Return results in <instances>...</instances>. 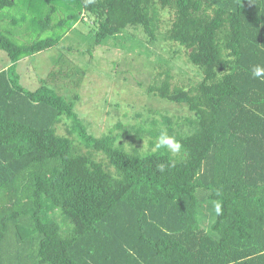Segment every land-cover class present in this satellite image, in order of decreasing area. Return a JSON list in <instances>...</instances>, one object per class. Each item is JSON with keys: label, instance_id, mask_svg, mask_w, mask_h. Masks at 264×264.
I'll list each match as a JSON object with an SVG mask.
<instances>
[{"label": "trees", "instance_id": "1", "mask_svg": "<svg viewBox=\"0 0 264 264\" xmlns=\"http://www.w3.org/2000/svg\"><path fill=\"white\" fill-rule=\"evenodd\" d=\"M0 25V264H264V0H0ZM79 25L88 50L65 45ZM127 38L184 51L188 84L166 70L147 94L186 113L98 137L50 79ZM57 47L26 89L19 63ZM162 127L180 153L156 148Z\"/></svg>", "mask_w": 264, "mask_h": 264}, {"label": "rangeland", "instance_id": "2", "mask_svg": "<svg viewBox=\"0 0 264 264\" xmlns=\"http://www.w3.org/2000/svg\"><path fill=\"white\" fill-rule=\"evenodd\" d=\"M164 21L165 25L161 34H164L168 28L169 15ZM77 31L68 35L65 45L74 48L82 46L84 50H88L91 42L88 46L86 41L90 38L85 35L91 31L90 26L79 25ZM134 34L142 37L141 32L137 31ZM19 38L21 41L27 40ZM125 38V36L122 37V39ZM128 38L122 40L119 46L116 42L109 41L106 46L93 50V55H89L88 52L87 55H83L76 50L72 51L67 58L65 70L72 72V75L78 72V78L76 80L57 79L56 82L50 79L61 93L71 97L79 96L78 112L89 124L94 135L98 137L110 131H117L116 127L119 123L134 126L145 122L148 117L160 119L168 112H175L180 116L186 113V110L181 107L162 103L147 94V86L151 80L149 76L153 77L166 70L172 73L174 83L188 84V77L193 75L190 73L194 70H190L187 65L184 51L177 49L178 55L172 59L167 52L169 43L161 40L157 47L148 45L144 48L147 55L145 52L140 53V49L143 50V48L138 38L130 40ZM83 42L85 43L82 44ZM59 50L60 47L52 48L19 63L18 72L21 83L26 89L37 90L54 69V71L59 70L60 67L55 66ZM159 58L163 61L158 62ZM9 63L7 55L0 51V70ZM166 63L168 64L164 65ZM152 64H156V67ZM58 132L60 135H67L66 126L61 124ZM129 146L127 142L128 149Z\"/></svg>", "mask_w": 264, "mask_h": 264}, {"label": "clouds", "instance_id": "3", "mask_svg": "<svg viewBox=\"0 0 264 264\" xmlns=\"http://www.w3.org/2000/svg\"><path fill=\"white\" fill-rule=\"evenodd\" d=\"M251 75L254 79H260L262 82H264V65H260V64L253 65L251 68ZM182 147L183 146L179 142V140H177L175 136L170 135L166 128L162 127L159 130V134L157 136V142H156L157 149L163 148L173 154H178L181 152ZM164 167H165L164 165H160L158 170L163 172ZM216 211L218 214L221 211L219 204L216 205Z\"/></svg>", "mask_w": 264, "mask_h": 264}]
</instances>
